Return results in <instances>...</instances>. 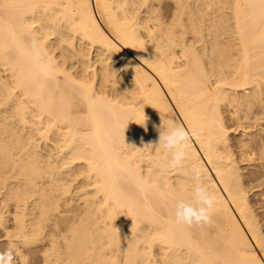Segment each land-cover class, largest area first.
I'll use <instances>...</instances> for the list:
<instances>
[{
	"label": "bare ground",
	"instance_id": "1",
	"mask_svg": "<svg viewBox=\"0 0 264 264\" xmlns=\"http://www.w3.org/2000/svg\"><path fill=\"white\" fill-rule=\"evenodd\" d=\"M162 1L0 0V197L20 257L264 264V135L246 131L264 124V0H170L168 21ZM173 122L204 135L170 170L158 143ZM57 146L81 167L73 196ZM201 183L210 221L177 223L175 202Z\"/></svg>",
	"mask_w": 264,
	"mask_h": 264
},
{
	"label": "clouds",
	"instance_id": "2",
	"mask_svg": "<svg viewBox=\"0 0 264 264\" xmlns=\"http://www.w3.org/2000/svg\"><path fill=\"white\" fill-rule=\"evenodd\" d=\"M202 125H197L191 132L181 125L171 123L159 129V143L170 156L168 168L170 170L182 167L189 157L188 147L193 136H203ZM192 197L189 200H177L174 204V216L177 223L192 226L210 221L215 211L216 197L205 184L193 186ZM11 250L0 254V264H12Z\"/></svg>",
	"mask_w": 264,
	"mask_h": 264
},
{
	"label": "rangeland",
	"instance_id": "3",
	"mask_svg": "<svg viewBox=\"0 0 264 264\" xmlns=\"http://www.w3.org/2000/svg\"><path fill=\"white\" fill-rule=\"evenodd\" d=\"M170 3V4H169ZM171 4L173 5V3L169 0H164V1H162L161 2V8H159L160 9V12L162 13L163 12V14H161L162 16H163V18H164V20L165 21H168L169 20V17H170V15L169 14H171L172 13V10H173V6H172V8H171ZM171 12V13H170ZM169 15V17L168 18H166L167 16ZM166 19H168V20H166ZM2 66H4V65H2ZM6 67V66H5ZM5 67H4V71H5V73H3L2 71H1V64H0V78H2V79H0V80H3V77H4V80L5 81H7L9 78H8V76H6V75H8V74H6V73H8V71H6L5 70ZM3 70V69H2ZM6 74V75H5ZM4 75V76H3ZM2 76V77H1ZM5 78H8V79H5ZM3 80V81H4ZM16 123V122H15ZM16 125V124H15ZM16 127V126H15ZM262 127H263V129H262ZM228 129H227V135H228V138H229V142L230 143H232L233 141H235L238 137H239V134H240V128H237V127H232V126H228L227 127ZM246 131H248L247 132V134H249V135H254V136H257L258 134H263L264 135V124H262V125H259V126H251V127H249V128H246ZM257 131H261V132H257ZM257 134V135H256ZM39 137H35V141L37 142V145H38V149H43V150H45V148H44V146H43V144H44V142H43V139L42 138H39ZM37 139V140H36ZM49 139H47L46 141H48ZM40 142H41V144H40ZM48 143H49V141H48ZM58 145V144H57ZM57 148H58V146H57ZM56 148V151L55 150H53V151H51V152H53V154L52 155H54V151H55V153L57 152L58 154H57V157H56V160H59V158L61 159V157H63V158H66V159H64V160H66V162L64 161V167H66V168H63V169H65V172L63 171V174H64V181H65V183L66 184H70L69 185V187L71 186L72 188H70L71 190L73 189V187L76 189V185L78 186V179L80 178V175H79V172H80V168H79V164L77 163V160L76 159H73V162H75L74 164H73V162H71L72 160H70V156H69V154H67V153H64L63 151L64 150H62V152H60L61 150H60V148H58L57 149ZM59 152H60V154H59ZM61 153L63 154H66L65 156L63 155H61ZM69 157V159H67L68 157ZM63 160V159H62ZM62 160H59L58 161V163H61L62 162ZM70 160V161H69ZM75 160V161H74ZM71 162L70 164H69V162ZM249 162H253V161H238L236 164L237 165H239V167L240 168H243V169H241V170H243V171H247L248 169H251V168H253L252 166V163H249ZM247 163V164H246ZM249 163V164H248ZM67 164H69V165H67ZM75 164H76V168L75 167H73V165L75 166ZM63 165V164H62ZM68 166V167H67ZM243 166V167H242ZM60 167H62V166H60ZM77 167H78V169H77ZM69 168V169H68ZM73 168L75 169V175H77V177L74 175V170H73ZM61 169V168H60ZM67 169H68V171L69 172H67ZM71 169V170H70ZM77 170V171H76ZM70 171H72V172H70ZM79 171V172H78ZM72 174V175H71ZM65 175H67L68 176V178L65 176ZM70 175V176H69ZM69 177H70V179H69ZM72 178L74 179V178H76L77 180L75 181V179L74 180H72ZM68 179V180H67ZM67 180V181H66ZM70 181H71V183H70ZM67 182H69V183H67ZM74 182V183H73ZM74 185H73V184ZM76 184V185H75ZM0 194H1V192H3L4 191V189H3V191H2V188H3V186H1L0 185ZM74 189V191L76 192V190ZM254 189V190H253ZM259 189V190H258ZM257 189V187H255V188H250L249 190H248V192H247V196L249 197V199H251V200H257V204H258V202H260V200H259V197H261V195H260V187ZM73 190H72V192H73V194H72V196L74 195V192ZM254 191V192H253ZM255 194V195H254ZM3 196V194L1 195V197ZM0 197V200L2 199ZM4 201H2L1 200V202H0V211L2 212V215H3V217L5 218V229H2L1 227H0V254H5L7 251H9V250H11L12 251V253H13V261H12V264H41L40 262H42V261H40L41 259L38 257L37 258V256L39 255V253H38V255L37 254H34L33 253V251L34 252H36L37 253V249H34L33 247H29V248H31V249H29L28 247H26L27 249H24V248H21L22 246H19V248H18V250L21 252V253H24L21 257L22 258H24V260L20 257V254H18V252L17 251H15V250H17V249H15L14 248V245H16V241L14 242V240H16V237L14 238V235L16 236V232H15V234H12L11 232H14V230H15V228L14 227H12L13 226V204L12 203H9L8 204V202L5 204V203H3ZM1 203H2V205H1ZM5 204V205H4ZM12 204V205H11ZM8 205V207H7V209H8V211H5L6 210V208H5V206H7ZM3 207H4V209H3ZM12 208V209H11ZM6 216V217H5ZM11 217V218H10ZM7 218H9V219H7ZM6 219H7V221H6ZM11 219V220H10ZM11 221V222H10ZM261 221H263V219H261ZM260 221V222H261ZM12 224V225H11ZM7 225V226H6ZM12 227V228H11ZM7 228V229H6ZM8 228H10V230L8 229ZM14 228V229H13ZM2 229V230H1ZM12 229V230H11ZM5 230V231H4ZM8 231V234H7V231ZM4 231V232H3ZM10 233V234H9ZM11 234H12V239L13 240H11V237L9 238L8 236H11ZM6 235H8V236H6ZM8 239V240H7ZM13 241L12 242V244H13V246L11 247L10 245H8L9 244V241ZM8 241V242H7ZM16 247V246H15ZM14 248V249H13ZM21 249V250H20ZM22 249H24L23 251H22ZM33 249V250H32ZM30 250V251H29ZM154 251H155V248H154ZM156 251L158 252V250L156 249ZM155 251V252H156ZM17 254H18V256H17ZM157 254V256H158V253H156ZM155 254V255H156ZM18 257H20V258H18ZM156 257V256H155ZM23 261V262H22ZM43 264V263H42Z\"/></svg>",
	"mask_w": 264,
	"mask_h": 264
}]
</instances>
